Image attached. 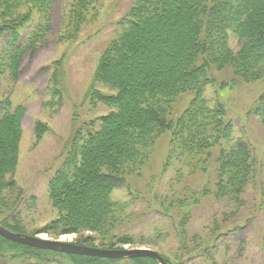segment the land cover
I'll use <instances>...</instances> for the list:
<instances>
[{"label":"rangeland","instance_id":"rangeland-1","mask_svg":"<svg viewBox=\"0 0 264 264\" xmlns=\"http://www.w3.org/2000/svg\"><path fill=\"white\" fill-rule=\"evenodd\" d=\"M70 2L55 0L50 29L35 45V53L32 47L23 52L17 77L9 68L0 74V117L20 105L26 109L19 163L8 176L17 182L15 194L20 189L23 193L11 208L21 218L23 233L94 248H149L174 264H264V126L251 112L264 91V81L246 82L231 66H210L212 81L204 91L211 108L224 106L234 128L231 139L224 138L213 147L187 148L184 140L174 138L175 128L168 129L155 139L145 163L137 162L134 169L123 171L126 183L111 194V219L116 223L111 237L88 229L67 234L48 229L60 217L50 183L63 167L75 130L80 127L87 137L85 121H94L99 128L100 117L110 110L105 104L95 105L86 94L92 86L113 92L96 82L94 75L102 52L123 30L118 22L134 0H96L98 13L89 15L75 42L62 35ZM8 41V36L0 38L1 50ZM230 46L238 50L242 42L231 34ZM192 97L191 91L180 94L169 120L176 121ZM40 122L49 128L37 139L35 128ZM241 140L255 154L256 171L240 193L217 198L219 154L223 149L222 154L232 152ZM9 194L8 190L0 193V201ZM12 201L8 200L9 205ZM126 234L134 241L122 243L117 238ZM112 241L116 242L113 247ZM1 251L0 264H78L76 257L50 250L12 246ZM106 264L133 263L122 259Z\"/></svg>","mask_w":264,"mask_h":264},{"label":"trees","instance_id":"trees-1","mask_svg":"<svg viewBox=\"0 0 264 264\" xmlns=\"http://www.w3.org/2000/svg\"><path fill=\"white\" fill-rule=\"evenodd\" d=\"M54 2L0 0V38H9L4 50L0 49V74L9 68L17 77L23 52L32 47L35 53V45L50 29ZM68 13L62 35L75 42L89 15H97L96 0H71ZM118 23L123 30L102 52L94 75L96 82L109 86L113 92L105 93L92 86L86 94L95 105L102 103L110 110L100 117L99 128H95L94 121H85L87 137L77 127L63 167L50 183L51 198L60 217L47 227L58 234L88 229L104 238L111 237L116 228L111 219V194L126 183L123 171L137 162L145 163L155 139L168 129L175 128L174 138L184 140L187 148L213 147L224 138L231 139L234 128L232 121L226 119L224 106L211 108L204 97L205 88L212 81L210 66H231L246 82L264 81V0H134ZM231 34L242 42L240 49L230 46ZM188 91L193 93L188 107L176 121L169 120L172 104ZM251 112L264 126V91ZM25 113V107L20 105L0 117V193H10L0 201V214L4 225L18 232H24L21 218L12 209L23 193L20 189L15 194L17 182L8 176L19 163ZM48 128L38 123L37 139ZM223 151L218 160L217 198L240 193L258 163L244 140L232 152L222 154ZM8 200H13L11 205ZM117 238L122 243L134 241L127 234ZM115 244L112 241L111 246ZM12 246L42 250L0 235L1 250ZM69 255L76 257L78 264L122 260ZM129 260L133 264H159L147 256Z\"/></svg>","mask_w":264,"mask_h":264},{"label":"water","instance_id":"water-1","mask_svg":"<svg viewBox=\"0 0 264 264\" xmlns=\"http://www.w3.org/2000/svg\"><path fill=\"white\" fill-rule=\"evenodd\" d=\"M0 235L13 242L37 247L40 249H48L70 254L91 255L95 257L115 259L147 256L157 260L160 264H168L167 260L159 252L149 248L104 249L80 245L72 242H66L63 240H51L14 231L6 227L1 220Z\"/></svg>","mask_w":264,"mask_h":264},{"label":"bare ground","instance_id":"bare-ground-1","mask_svg":"<svg viewBox=\"0 0 264 264\" xmlns=\"http://www.w3.org/2000/svg\"><path fill=\"white\" fill-rule=\"evenodd\" d=\"M41 238H45V236H41Z\"/></svg>","mask_w":264,"mask_h":264}]
</instances>
